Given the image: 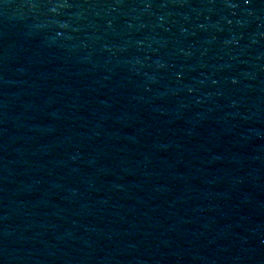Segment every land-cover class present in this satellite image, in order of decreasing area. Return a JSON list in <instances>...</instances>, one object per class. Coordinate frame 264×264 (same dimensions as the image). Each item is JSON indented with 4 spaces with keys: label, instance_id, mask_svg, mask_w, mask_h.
<instances>
[{
    "label": "water",
    "instance_id": "1",
    "mask_svg": "<svg viewBox=\"0 0 264 264\" xmlns=\"http://www.w3.org/2000/svg\"><path fill=\"white\" fill-rule=\"evenodd\" d=\"M0 264H264V0H0Z\"/></svg>",
    "mask_w": 264,
    "mask_h": 264
}]
</instances>
